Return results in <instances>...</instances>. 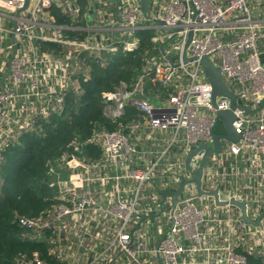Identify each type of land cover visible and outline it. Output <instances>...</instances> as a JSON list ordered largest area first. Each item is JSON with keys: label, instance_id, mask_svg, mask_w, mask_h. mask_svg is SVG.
Returning <instances> with one entry per match:
<instances>
[{"label": "built area", "instance_id": "built-area-1", "mask_svg": "<svg viewBox=\"0 0 264 264\" xmlns=\"http://www.w3.org/2000/svg\"><path fill=\"white\" fill-rule=\"evenodd\" d=\"M89 1L0 0V162L22 136H46L68 99L82 96L91 65L137 51L136 32H152L140 72L101 93V114L113 129L99 124L84 141L74 136L70 150L49 162L53 203L17 218L23 239L45 244L53 264H187L182 256L199 250L205 235L215 240L205 251L222 252L223 264H247V254L264 258V218L262 228L252 227L236 207L197 197L192 180L205 151L185 164L198 147L214 149L216 113L231 110L227 97L212 104L200 64L206 56L236 97L232 127L241 139L220 136L201 188L218 191L222 202L245 201L251 220L261 216L264 0H150L148 18L137 0L122 1L105 22L99 14L89 21ZM53 7L67 23H58ZM161 44L172 63L160 54ZM184 51L196 60L183 63ZM182 180L175 209L169 195L161 212L158 190L175 191ZM17 263L47 264L39 252Z\"/></svg>", "mask_w": 264, "mask_h": 264}, {"label": "trees", "instance_id": "trees-1", "mask_svg": "<svg viewBox=\"0 0 264 264\" xmlns=\"http://www.w3.org/2000/svg\"><path fill=\"white\" fill-rule=\"evenodd\" d=\"M51 13L58 23L68 22L57 8L53 7ZM135 35L139 40L137 51L127 55L119 53L103 66L91 65L90 80L82 83V96L77 100L68 99L66 111L51 124L55 126L45 127L44 138L24 135L3 152L0 162V264H18L17 260H28L34 252H39L47 264H53L47 256V246L24 240L23 229L16 220L20 216H36L53 203L47 175L49 162L60 159L70 150L68 146L74 136L84 141L99 124L113 129L102 117L101 93L112 91L121 81L133 79L136 76L130 72L133 65L139 69L143 67L142 52L151 47L152 32L137 31ZM90 148H86L90 154L96 153ZM246 258L247 264H264L262 257L247 254Z\"/></svg>", "mask_w": 264, "mask_h": 264}, {"label": "water", "instance_id": "water-1", "mask_svg": "<svg viewBox=\"0 0 264 264\" xmlns=\"http://www.w3.org/2000/svg\"><path fill=\"white\" fill-rule=\"evenodd\" d=\"M107 1H114L115 2V6L113 7V11L117 12L118 10V5L120 2L122 1H132V0H107ZM139 2V9L141 11V14L145 17L148 18V11H149V3L150 0H137ZM25 8H23L22 10H19L18 13H20L21 11H24ZM156 24L158 25H163V22L161 21H155ZM192 38V33L190 32L188 35V39L187 42L185 44L184 49H186L188 47V45L190 44ZM164 46L165 44H161L159 46V52L162 56L165 57V59L172 63L173 58L171 56H166L165 52H164ZM15 47L13 48V54L15 52ZM192 60H196V58H190L188 59L185 56V51L183 54V63H187L189 61ZM200 64L202 66L204 75L206 77V79L208 80L210 86H211V101L213 106H215V100L216 97H227L231 100V110H227V111H218L216 113L217 118H221L225 133H226V138L232 142V143H236L241 139V135L239 134L238 131H236L235 129H233L232 127V123L235 120V117L232 113V110L235 109L237 106L235 105V99L236 97L227 89V86L225 85L223 79H222V75H221V70L217 67L214 66V64L208 59V57L203 56L200 58ZM244 111L247 113L248 110L244 109ZM212 141L214 144V149L210 150L207 146L202 145L201 147H198L197 149H195L194 151H191L188 153L186 160H185V164H186V169L189 168V162L191 160V158L195 155H197L201 150L205 151L203 158L199 164L198 169L194 172V179L192 180L193 183H195L196 185V192H197V197H202V196H208L211 197L214 201V204L217 207H223L226 205H231L236 207L239 210V220L242 221L243 223H245L246 225H250L252 227H258V228H262V219L264 218V210L261 214L260 217H258L255 220H251L248 218L247 216V203L245 201H238L235 199H231L227 202H222L219 200V194L218 191H212V192H204L201 188V177H202V173H203V168L205 166V163L207 161V158L209 156V154H213L216 155L219 153L220 151V144H219V139L220 136L216 135L215 133H212ZM187 182L185 180H182L179 184V187L177 188V190L175 191H169V190H158V193L160 194L162 200L161 202L158 203V206L160 207V211L162 212V205L164 200L167 198V196L171 195L172 196V201H173V207L172 210L175 209L176 205L178 204V200L176 199L178 196H180L181 191L183 186L186 184ZM160 212V213H161ZM157 216H150L151 219H154Z\"/></svg>", "mask_w": 264, "mask_h": 264}, {"label": "crops", "instance_id": "crops-1", "mask_svg": "<svg viewBox=\"0 0 264 264\" xmlns=\"http://www.w3.org/2000/svg\"><path fill=\"white\" fill-rule=\"evenodd\" d=\"M87 5H89L88 7L89 8V11H88L89 21H91L95 17L96 14H99V17L101 20H103L104 18V22L107 20L110 21V18H112V10H113V7L115 6L114 1L90 0ZM152 231L153 233H155L153 229ZM214 241L215 240L205 235L200 249L193 253H185L182 256V259L187 264H223L222 258H221L223 256L222 252L205 251L206 247L211 246V244ZM154 242H155L154 239H152V242H151L152 246H154ZM215 244L222 245L223 242L222 240H218L216 241Z\"/></svg>", "mask_w": 264, "mask_h": 264}, {"label": "rangeland", "instance_id": "rangeland-1", "mask_svg": "<svg viewBox=\"0 0 264 264\" xmlns=\"http://www.w3.org/2000/svg\"><path fill=\"white\" fill-rule=\"evenodd\" d=\"M147 49H148V48H145V49L143 50V52H142V61H143V64H144V65H145V62H146V60H147V55H146V50H147ZM140 70H141V69H139V68H137V67H135V66L133 65V66L131 67V69H130V72L132 73V76H133V75L135 76L136 74H138V73L140 72ZM156 105L159 106L160 104H156ZM214 132H215L217 135H219V136H224V135L226 134L221 120L218 121L217 126H216V128L214 129ZM48 174H49V173H48ZM48 176H50V175H48ZM51 176H52V175H51ZM58 176H60V179H62L63 174H59V175H57V176H52V177H54V178L57 177V178H58ZM49 182H54V179L49 177Z\"/></svg>", "mask_w": 264, "mask_h": 264}]
</instances>
